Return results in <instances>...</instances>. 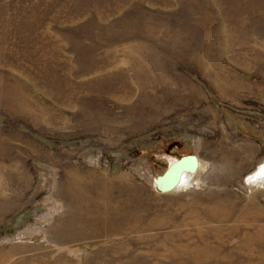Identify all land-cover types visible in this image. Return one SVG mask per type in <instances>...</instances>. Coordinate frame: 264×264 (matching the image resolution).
<instances>
[{
  "label": "rangeland",
  "instance_id": "rangeland-1",
  "mask_svg": "<svg viewBox=\"0 0 264 264\" xmlns=\"http://www.w3.org/2000/svg\"><path fill=\"white\" fill-rule=\"evenodd\" d=\"M263 163L264 0H0V264H264Z\"/></svg>",
  "mask_w": 264,
  "mask_h": 264
},
{
  "label": "bare ground",
  "instance_id": "bare-ground-1",
  "mask_svg": "<svg viewBox=\"0 0 264 264\" xmlns=\"http://www.w3.org/2000/svg\"><path fill=\"white\" fill-rule=\"evenodd\" d=\"M177 162L172 164V168L176 166ZM201 162L199 158H197V164L196 166L191 167L189 170H182L179 174L178 180L175 183L174 186H169V183L167 182V178H162L160 180V185L161 187L166 191L164 193H171V192H176L180 190H188L190 189L194 183V179L196 175L199 173L201 169ZM171 168L170 172L173 171ZM169 172V173H170ZM172 173V172H171ZM170 173V174H171ZM171 176V175H170ZM164 177V176H162ZM251 183L253 185H256L258 187L264 188V163L259 167V169L251 176L250 179ZM174 187V188H173ZM170 190V191H168Z\"/></svg>",
  "mask_w": 264,
  "mask_h": 264
},
{
  "label": "water",
  "instance_id": "water-1",
  "mask_svg": "<svg viewBox=\"0 0 264 264\" xmlns=\"http://www.w3.org/2000/svg\"><path fill=\"white\" fill-rule=\"evenodd\" d=\"M196 164H197V157L196 156H187V157H184L181 160L177 161V164L174 167L175 169L172 168L173 166H170L169 170L166 172V174L164 175V177H159L157 179V185H158L159 190L161 192H166L167 191L166 189H165L166 190L165 191L161 187V185L159 184L160 183V180L162 178H167L168 179L167 182L169 183V186H174L175 183L178 180V177H179L180 172L182 170H189L191 167L196 166ZM171 168H172V170L174 169L173 171H171L172 173L170 172ZM168 191H170V190H168Z\"/></svg>",
  "mask_w": 264,
  "mask_h": 264
}]
</instances>
